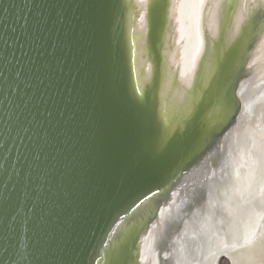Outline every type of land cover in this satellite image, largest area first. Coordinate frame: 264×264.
<instances>
[{"label":"water","instance_id":"95a60500","mask_svg":"<svg viewBox=\"0 0 264 264\" xmlns=\"http://www.w3.org/2000/svg\"><path fill=\"white\" fill-rule=\"evenodd\" d=\"M235 2L222 9L213 51L206 47L213 73L205 80L204 56L188 91V112L171 103L181 86L178 69L170 68L165 103L171 115L163 122L161 51L169 0L147 1L140 16L148 49L142 58L149 61L139 67L140 78L148 80L141 96L127 46L133 5L0 0V264H140L143 234L164 207H172L174 193L193 177L189 170L217 166L204 162V153L221 137L219 156L238 121V90L248 77L237 81L252 61L246 64L244 50L260 30L257 13L248 14L262 0H243L246 24L223 50ZM210 11L208 4L205 23ZM175 41L173 34L170 47ZM185 221L177 219L157 248L158 264L168 263L163 255Z\"/></svg>","mask_w":264,"mask_h":264},{"label":"bare ground","instance_id":"6f19581e","mask_svg":"<svg viewBox=\"0 0 264 264\" xmlns=\"http://www.w3.org/2000/svg\"><path fill=\"white\" fill-rule=\"evenodd\" d=\"M147 1L149 0H125L128 8L132 5L135 8L127 14V46L138 96L142 94L141 85L148 83L147 79L139 76V67L147 68L149 64L147 58H142V54H147L148 49L142 45L145 32L142 27L143 19L140 18ZM169 1L167 31L163 50H160L164 63V94H161L160 100L161 104L163 102L161 109L164 112H160L159 118L163 122H168L171 115V110L165 103L166 92L170 91L174 78V70L170 68L178 69L181 88L173 91L174 101L171 103L179 108L187 105L188 91L192 89L204 56L207 58L205 80H208V75H212L214 66L209 62L212 57L207 53L206 47L210 46V51H213V41L218 39L221 12L228 2L176 0L172 13L173 1ZM208 4L211 11L206 24L204 12ZM235 4L236 7L230 13L231 26L225 27L226 47L223 50L230 47L236 33L246 24L244 11L240 12L243 0H236ZM172 14L175 19H172ZM254 14L260 30L254 43L244 50L246 64L252 61L248 68L240 70L237 81L239 83L248 77L238 90V100L242 107L238 121L227 134L225 148L219 156L215 152L219 149L216 144L222 142L221 137L216 138L204 153V162H213L217 166L205 173H198L197 166L189 170L187 175L193 177H190L187 185L174 193L172 207H164L149 234H143L139 242L142 249L140 264H158L160 252L157 248L166 242L169 234L177 227L175 221L181 218H186L185 224L181 232L171 240L172 249L163 255V259H169V264H221L223 255L228 258L229 264H264V0L253 10V14H248V19H252ZM173 34L176 41L170 47ZM174 47H178L180 52L176 56ZM253 71L254 74L251 75ZM145 73L148 74L147 69ZM234 117L229 126L233 124ZM173 127L170 123L167 130H172ZM223 155V161L216 163L217 157ZM187 207L192 210L190 213ZM127 236L126 234L121 239H126Z\"/></svg>","mask_w":264,"mask_h":264},{"label":"rangeland","instance_id":"374dc122","mask_svg":"<svg viewBox=\"0 0 264 264\" xmlns=\"http://www.w3.org/2000/svg\"><path fill=\"white\" fill-rule=\"evenodd\" d=\"M221 264H229V262L226 260H223V261H221Z\"/></svg>","mask_w":264,"mask_h":264}]
</instances>
